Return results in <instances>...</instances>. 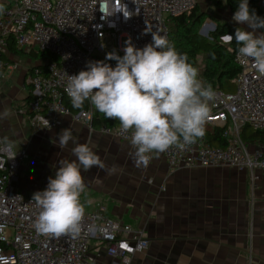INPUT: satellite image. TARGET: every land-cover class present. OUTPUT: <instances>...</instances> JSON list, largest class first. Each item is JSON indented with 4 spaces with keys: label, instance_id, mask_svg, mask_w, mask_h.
Returning <instances> with one entry per match:
<instances>
[{
    "label": "built area",
    "instance_id": "built-area-1",
    "mask_svg": "<svg viewBox=\"0 0 264 264\" xmlns=\"http://www.w3.org/2000/svg\"><path fill=\"white\" fill-rule=\"evenodd\" d=\"M0 2L5 6L0 13V90L4 73L19 67V63L5 58L12 45L24 53L39 55L43 61L28 68L25 77L30 90L28 103L18 112L26 115L35 132H41L60 128L66 115L81 121L90 131L96 130L95 109L90 102L78 113L68 104V75L86 70L88 61H105L115 67L116 61L106 60V54L115 51L122 56L124 37L143 48L151 42V34H142L147 25L170 41V18L190 11L196 0ZM43 54L50 57H41ZM235 60L240 66L235 91L214 90L216 96L209 102L204 126L205 131L222 128L227 145H213L204 135L184 150L173 147L153 153L151 158L161 155L173 168L226 166L249 171L252 189L257 190L264 175V141H245L242 132L246 126L264 130V75L238 51ZM97 130L130 144L131 133L123 132L119 123H102ZM8 144L0 137V224L5 225L0 232V264H97L100 255L92 252L94 241L106 244L107 254L120 264H130L136 253L149 248L143 230L110 217L102 206L85 208L78 235L38 234L33 225L39 210L19 187L21 165L29 151L12 144L11 150L5 151Z\"/></svg>",
    "mask_w": 264,
    "mask_h": 264
},
{
    "label": "crops",
    "instance_id": "crops-1",
    "mask_svg": "<svg viewBox=\"0 0 264 264\" xmlns=\"http://www.w3.org/2000/svg\"><path fill=\"white\" fill-rule=\"evenodd\" d=\"M11 47L5 58L19 67L4 73L0 112L8 108L10 114L0 120V137L14 148L29 150L38 137L56 129L35 132L26 115L18 112L30 96L27 70L43 60ZM12 101L19 106L14 107ZM61 127L100 134L69 115L63 117ZM121 149L122 154L134 155L127 142L122 141ZM24 168L25 160L19 187L30 197L54 177L35 164L33 176L25 179ZM123 170L107 172L98 184L84 181L81 202L87 210L102 206L110 217L143 230L149 248L136 253L130 264H264V175L259 189L253 190L249 171L226 166L173 168L161 155L150 158L147 167L133 165ZM92 252L100 255L97 264H120L107 254L106 244L94 241Z\"/></svg>",
    "mask_w": 264,
    "mask_h": 264
},
{
    "label": "clouds",
    "instance_id": "clouds-1",
    "mask_svg": "<svg viewBox=\"0 0 264 264\" xmlns=\"http://www.w3.org/2000/svg\"><path fill=\"white\" fill-rule=\"evenodd\" d=\"M4 10L0 4V13ZM232 19L251 31L238 27L234 37L227 34L226 39L234 40L238 55L250 59L253 68L264 75V18L250 10L249 0H239ZM142 34H151V42L137 48L129 38L122 47V56L115 51L107 53L106 60L116 61L115 67L105 61L86 62V70L68 75L65 91L74 108L89 101L105 119L119 121L122 131L131 133L136 165L147 167L151 154L173 147L184 150L203 138L209 102L216 93L211 84L205 86L198 79V69L188 62L186 54L176 51L166 36L149 25ZM9 114L10 109L5 108L0 120ZM71 139L70 129H63L58 147L65 148ZM11 147L9 143L4 150L10 151ZM72 153L76 160L59 161L47 187L32 194L31 201L39 210L33 225L38 234L60 237L80 232L85 214L81 195L86 187L81 168L104 169L105 164L86 143L77 144ZM4 228L0 224V232Z\"/></svg>",
    "mask_w": 264,
    "mask_h": 264
},
{
    "label": "trees",
    "instance_id": "trees-1",
    "mask_svg": "<svg viewBox=\"0 0 264 264\" xmlns=\"http://www.w3.org/2000/svg\"><path fill=\"white\" fill-rule=\"evenodd\" d=\"M238 2L239 0H226L227 6L234 13L237 10ZM260 2V0H249V8L254 10L258 16L264 18V7L261 6ZM217 3L221 4V1L217 0ZM0 4L3 3L0 2ZM205 19L206 13L196 5L190 11L171 17L169 22L170 42L174 45L177 52L187 55L188 62L196 69H198V57L201 53H204V67L199 73L198 79L205 86L211 84L213 90L220 89L227 93L234 92L236 88L234 80L240 72V66L235 60L238 46L234 40L229 42L222 41V37L227 34L234 37L236 27L227 23L219 24L211 32L210 36L204 35L199 29ZM11 48L14 49V45ZM30 54L33 55L34 53ZM46 56L50 57L45 54L41 55V57ZM68 104L74 112L78 113L88 107L89 101H85L80 108H74L70 102ZM102 123L112 125L119 123V121L105 119L104 115L95 109L93 120L95 129L99 128ZM205 135L213 145L222 147L227 145L222 128H216L214 131H205ZM242 138L245 141H264V130H255L250 126H246L242 132Z\"/></svg>",
    "mask_w": 264,
    "mask_h": 264
},
{
    "label": "rangeland",
    "instance_id": "rangeland-1",
    "mask_svg": "<svg viewBox=\"0 0 264 264\" xmlns=\"http://www.w3.org/2000/svg\"><path fill=\"white\" fill-rule=\"evenodd\" d=\"M219 1H221V4L217 3V0H196L195 5L206 13V19L199 29L200 32L210 36L211 32L216 28V26L224 23L230 24L236 28L240 27L245 30L251 31V29H249L247 25L238 24L237 22L233 21L232 17L234 15V12L227 6L226 0ZM226 37L227 35L222 37V41L229 42ZM127 40V37H124L121 40L122 46H124L125 41ZM203 59L204 53H201L198 57V73L203 70ZM12 105H14V107L16 105L19 106V102L12 101ZM23 123L26 126H29L25 121H23ZM61 128L52 131L56 134L50 132L41 135V137H38V139L36 138L37 140L34 141L32 145H30V149L28 150L29 156L25 159V168L23 172L25 179H30L33 176L31 171L35 164L41 167L40 170L42 171V173L45 168V170H50L52 175H55V171L59 167V161L67 160L69 162H72L76 160V157L72 153V149L77 144H88L89 147L92 148V150L100 157V159L105 164L104 169L93 167L89 171H84L81 168L82 176L84 178V181L86 182L98 184L100 183L99 180L104 178L107 172H124L125 170L123 169L125 167L136 165L135 157L130 151L122 154V141L120 139L109 135L104 136L101 133L91 135L86 128H84V131L82 132L70 130L72 133V139L68 142V145L65 148L60 149L58 147V135L62 131L60 130ZM12 133L18 140V134L16 133V131L13 130ZM107 138H110V140H108Z\"/></svg>",
    "mask_w": 264,
    "mask_h": 264
},
{
    "label": "water",
    "instance_id": "water-1",
    "mask_svg": "<svg viewBox=\"0 0 264 264\" xmlns=\"http://www.w3.org/2000/svg\"><path fill=\"white\" fill-rule=\"evenodd\" d=\"M202 33V32H201ZM202 34H204V33H202ZM204 35H207V34H204Z\"/></svg>",
    "mask_w": 264,
    "mask_h": 264
}]
</instances>
